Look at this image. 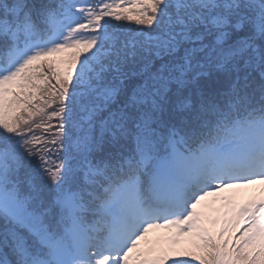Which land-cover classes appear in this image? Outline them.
I'll return each instance as SVG.
<instances>
[{
	"label": "snow or ice",
	"instance_id": "6c2138e0",
	"mask_svg": "<svg viewBox=\"0 0 264 264\" xmlns=\"http://www.w3.org/2000/svg\"><path fill=\"white\" fill-rule=\"evenodd\" d=\"M255 184L264 0H0V264H264Z\"/></svg>",
	"mask_w": 264,
	"mask_h": 264
},
{
	"label": "rangeland",
	"instance_id": "374dc122",
	"mask_svg": "<svg viewBox=\"0 0 264 264\" xmlns=\"http://www.w3.org/2000/svg\"><path fill=\"white\" fill-rule=\"evenodd\" d=\"M261 187H264V186L259 185V184L249 185V186H246V187L240 188V189H230L226 192L221 193L220 195H230L232 193H236L237 199L243 200V199H247V198L252 197V196H258L260 194ZM205 203L209 204L213 207H219L220 206L219 199L214 198V197H208L207 200L205 201ZM167 234H168V232L165 229L150 230L148 235L145 237V240L142 241L141 246L147 247L151 244H154L155 242H157L158 239L165 237ZM184 246H186V245L182 242L181 247H184Z\"/></svg>",
	"mask_w": 264,
	"mask_h": 264
},
{
	"label": "trees",
	"instance_id": "16d2710c",
	"mask_svg": "<svg viewBox=\"0 0 264 264\" xmlns=\"http://www.w3.org/2000/svg\"><path fill=\"white\" fill-rule=\"evenodd\" d=\"M130 27H136L134 24H130L129 25ZM53 123H55V120L53 121ZM41 134V132L40 131H37V135H40Z\"/></svg>",
	"mask_w": 264,
	"mask_h": 264
}]
</instances>
